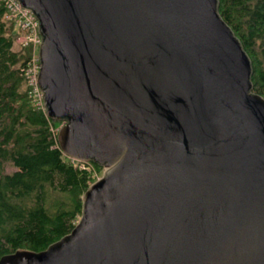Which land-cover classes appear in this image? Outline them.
<instances>
[{
    "label": "water",
    "instance_id": "obj_1",
    "mask_svg": "<svg viewBox=\"0 0 264 264\" xmlns=\"http://www.w3.org/2000/svg\"><path fill=\"white\" fill-rule=\"evenodd\" d=\"M57 141L105 167L71 228L0 264H264V96L219 0H17Z\"/></svg>",
    "mask_w": 264,
    "mask_h": 264
},
{
    "label": "trees",
    "instance_id": "obj_2",
    "mask_svg": "<svg viewBox=\"0 0 264 264\" xmlns=\"http://www.w3.org/2000/svg\"><path fill=\"white\" fill-rule=\"evenodd\" d=\"M6 12L0 0V256L20 247L44 249L69 232L98 173L59 147L52 130L59 120L35 103L27 73L31 45L16 44L20 30ZM219 12L248 52L253 89L264 96V0H219Z\"/></svg>",
    "mask_w": 264,
    "mask_h": 264
},
{
    "label": "built area",
    "instance_id": "obj_3",
    "mask_svg": "<svg viewBox=\"0 0 264 264\" xmlns=\"http://www.w3.org/2000/svg\"><path fill=\"white\" fill-rule=\"evenodd\" d=\"M6 6V8L8 9V17H14L15 19H17V21H21L22 26L27 27L28 31L26 32V40H30V41H34V44H38V42L40 40V36H38L39 38H35L34 33L36 32L37 35H39V31H38V19L37 17L34 15V13L29 9L26 8L24 6H22L17 0H2ZM20 40L22 38H19ZM38 56H36L35 58H33V60H30L28 62V67H27V73L29 76V81L31 83H33L35 85V90L39 91V88L37 86V75H38V70H39V61H38ZM38 91H37V95H38ZM38 103L42 105V93L41 91H39V95H38ZM81 167H87L88 169L91 170V163L90 161L87 160H79ZM89 163L88 165H85L84 163ZM96 176L98 177L97 172H95Z\"/></svg>",
    "mask_w": 264,
    "mask_h": 264
},
{
    "label": "rangeland",
    "instance_id": "obj_4",
    "mask_svg": "<svg viewBox=\"0 0 264 264\" xmlns=\"http://www.w3.org/2000/svg\"><path fill=\"white\" fill-rule=\"evenodd\" d=\"M7 14H8V9H7V12H6V16H7ZM7 18L9 19V20H11L13 23H14V25H15V27L16 28H18L19 30H20V33L16 36V44L17 45H23V44H30L31 45V55H30V60H33V58H35L36 56H38V46H39V43H40V41L38 42V44H34V41L32 40V41H30V40H26L25 39V37H26V32L28 31V28L27 27H24V26H22V23H21V21H17V19H15L14 17H8L7 16ZM34 36H35V38H39L38 36H40V34L39 35H37V33L35 32L34 33ZM19 38H22L21 40L19 39ZM38 40H40V39H38ZM14 46H16L15 44H14ZM17 47V46H16ZM38 61H39V59H38ZM38 91V90H37ZM37 91L35 92L36 93V95H37ZM40 91V90H39ZM39 91H38V95H39ZM37 95V96H38ZM35 103L36 104H38V100H35ZM61 124V121H59V124L57 125V127H55V128H53L52 130H53V132L57 135V130H58V127H59V125ZM57 138V137H56ZM79 160H81V159H79ZM78 165H80V163H77ZM8 168L9 169H11L12 168V166L11 165H9L8 166ZM91 169H94L95 171H98V177L99 176H101L102 174H103V172H104V168L105 167H103V166H101V169H100V171L97 169V168H94V166H92V167H90ZM96 178H97V176H95ZM95 178V179H96ZM94 179V180H95ZM93 181V180H92ZM91 183V182H90ZM89 183V184H90Z\"/></svg>",
    "mask_w": 264,
    "mask_h": 264
}]
</instances>
